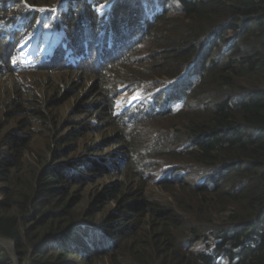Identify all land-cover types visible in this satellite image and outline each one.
Here are the masks:
<instances>
[{
    "label": "trees",
    "instance_id": "obj_1",
    "mask_svg": "<svg viewBox=\"0 0 264 264\" xmlns=\"http://www.w3.org/2000/svg\"><path fill=\"white\" fill-rule=\"evenodd\" d=\"M36 1L0 5L15 13L0 23L4 59L93 80L85 113L108 120L117 149L81 158L75 128L25 167L29 142L10 135L0 264L15 262L1 241L27 264H264V0ZM18 41L35 46L29 63ZM99 163L121 179L85 196Z\"/></svg>",
    "mask_w": 264,
    "mask_h": 264
},
{
    "label": "rangeland",
    "instance_id": "obj_2",
    "mask_svg": "<svg viewBox=\"0 0 264 264\" xmlns=\"http://www.w3.org/2000/svg\"><path fill=\"white\" fill-rule=\"evenodd\" d=\"M16 1L0 0V5L15 4L17 3ZM36 2H38L39 6H45L40 4V0ZM25 7L32 11V5H26ZM52 7L53 5L48 4L43 10L48 11ZM13 14H15L14 11L11 13L7 11L0 13V18L3 19L0 23L8 21ZM0 26L4 25L0 24ZM16 44H20L19 50L22 53L21 56L23 55V60L21 61L29 63L27 60L35 51V46L31 43L22 44L19 41ZM4 55L5 47H2L0 50V151H8L10 149L8 143L10 135L15 136L23 145L29 142L23 154L22 163L25 167H33L38 164L39 155L48 157V143L52 136L55 138L59 136H62V138L67 137L68 141L74 135L72 132L75 128H82V131L78 133L79 138L77 139L79 157L85 159L97 148H99V152L94 158L108 157L109 153L117 149L115 148L117 146H110L113 140L107 141L114 133L107 128L108 120L100 121L91 116V114L85 113V111L89 110L86 106H90L93 100L100 99L91 90L93 80H85V78L83 79L75 74L58 73L50 68L44 71L34 68L29 70L17 68L14 67L16 64L15 57L9 56L5 60ZM142 94V90L139 89L131 93L121 94L116 101V111L124 112L129 109L142 98ZM52 100L55 101L52 103ZM41 105L44 108L43 117L34 113ZM51 105H53L52 108H50ZM73 122L79 123L80 126L73 127ZM92 126H96L97 129L90 130ZM18 141L15 144V148L22 145ZM105 164L101 165L99 163L97 169L93 172L85 173L88 177L86 182L90 183L86 187L85 192H83L85 196L90 193H96L107 182L121 179L119 176L100 178L105 172L102 169L106 168ZM25 167L24 172L27 169ZM113 169L115 168L113 167ZM149 190L157 192L158 196H167L165 193L160 192L153 185V182L150 183ZM1 242L3 246L10 250L11 254H14V264H27L25 260H18L15 252L16 248L12 243ZM98 264L110 263L108 259H104L99 261Z\"/></svg>",
    "mask_w": 264,
    "mask_h": 264
}]
</instances>
